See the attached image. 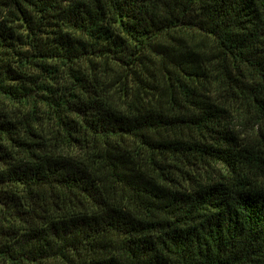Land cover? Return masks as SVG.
<instances>
[{"label":"trees","instance_id":"trees-1","mask_svg":"<svg viewBox=\"0 0 264 264\" xmlns=\"http://www.w3.org/2000/svg\"><path fill=\"white\" fill-rule=\"evenodd\" d=\"M0 264H264V0H0Z\"/></svg>","mask_w":264,"mask_h":264}]
</instances>
